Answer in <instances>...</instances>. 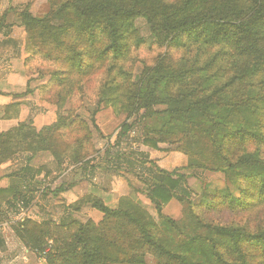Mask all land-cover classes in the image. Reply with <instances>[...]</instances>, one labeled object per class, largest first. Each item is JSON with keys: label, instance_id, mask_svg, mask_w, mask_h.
Returning <instances> with one entry per match:
<instances>
[{"label": "trees", "instance_id": "obj_1", "mask_svg": "<svg viewBox=\"0 0 264 264\" xmlns=\"http://www.w3.org/2000/svg\"><path fill=\"white\" fill-rule=\"evenodd\" d=\"M242 5L249 7L240 9ZM6 14L7 11L0 17V28ZM72 15L78 18L77 23L66 19ZM137 16L155 34L165 35V41L171 36L177 39L186 36L191 43L187 47L189 51L196 46L190 67L185 63L172 69L158 67L135 89L132 102L144 110L145 118L156 116L159 120L153 127L143 126L142 145L157 149L159 144L178 143L180 147L174 150L187 157L186 170L213 166L214 169L208 170L220 171L235 179L236 171L244 172V184L250 188L240 189L238 198L227 195L232 208L264 201V160L260 151L264 144V0H226L223 4L221 0H183L179 7L162 6L155 0H63L42 18L31 15L27 7L18 14L26 33L24 52L38 40L40 46L35 47L38 50L52 48L46 57L56 54L70 60L73 59L68 54L74 51L67 47L66 38L72 28L91 37L94 23H99L110 42L103 57L107 52L117 57L122 56V42L133 33L130 22ZM56 22L62 25H54ZM212 48L216 51L205 59L204 54ZM28 61L24 58L27 71ZM78 74L82 76L86 72ZM36 89L40 100L56 106L57 121L39 131L31 123H20L0 133V164L18 153L34 156L39 152H49L59 166L65 159L82 162L93 150L95 121L91 118V123H87L77 112L64 107L65 101L62 103L63 100L50 96L48 84ZM129 130L130 126L122 124L118 136H124ZM200 138L209 143V157L206 150L197 151ZM250 142L257 149L248 151L246 146ZM180 171L168 173L153 167L144 191L162 225L176 230L179 227L161 212L171 200L182 201L176 192L187 177ZM124 202L131 201L121 199L118 208L109 209L98 199L90 201L92 208L105 219L125 218L132 222L147 246L155 250L159 261L212 264L216 257L219 263L223 251L238 253L246 243L260 245L264 255V234L251 235L233 226H204L197 218H194L196 224L205 229V234L187 238L181 248H176L179 252L168 251L156 242L148 228L154 226L150 215L131 202V208L138 210V215H133L129 209H122ZM14 227L26 248L42 256L47 264H144L143 257L130 249H121L107 241L98 245L90 237L92 226L88 222L55 225L24 219Z\"/></svg>", "mask_w": 264, "mask_h": 264}, {"label": "rangeland", "instance_id": "obj_2", "mask_svg": "<svg viewBox=\"0 0 264 264\" xmlns=\"http://www.w3.org/2000/svg\"><path fill=\"white\" fill-rule=\"evenodd\" d=\"M62 1L23 0L20 9L27 7L31 15L42 18ZM225 1L221 0V4ZM155 2L162 6L179 7L183 0H155ZM248 7L242 5L239 8L248 9ZM66 19L78 22V18L74 15ZM94 24V28L90 31L91 37L89 33L81 35L76 28H72L67 34L66 45L74 51L68 54V57L73 60L63 59L56 54H49L46 57L52 48L41 47L38 50L35 48L40 46L38 40L30 45L29 51L25 52V59H29L28 71L31 80L38 86L48 84L50 96L63 100L62 103L65 101L64 107L77 112L89 124L91 118L96 123L95 116L100 114V123L106 127L108 137L120 135L121 125L127 124L130 130L124 136L130 140L135 137L139 143L143 126L153 127L159 120L156 116L145 118L144 110L138 109L135 101L132 102L135 89L140 86L145 76L158 67L172 69L183 66V63L186 67H190L195 59L196 46L189 51L187 47L191 43L185 39L186 36H179L178 39L171 36L165 41V35L155 34L146 21L137 16L130 22L133 33L122 42V56L115 57L107 52L103 57V51L110 42L104 35L101 25L97 22ZM54 25H62V22H56ZM215 51L214 48L210 49L204 54V58L207 59L208 55ZM82 71L86 74L81 76L78 73ZM177 137L181 138V136ZM124 139L121 145L122 153L136 151L132 150L131 141L126 142L128 139ZM164 145L167 147L165 150L180 147L178 143L171 146ZM207 145L209 143H206L204 138H200L197 151L206 150L209 157L210 150ZM246 147L248 151H254L258 146L250 142ZM260 151L264 160V144L260 147ZM214 168L208 167V169ZM208 169L186 170L185 172L189 173L186 175V183L176 192L182 201L175 199L162 209V215L172 220L179 227L178 230L162 225L154 205H142L140 202L129 200L150 215L154 226L148 228L155 236L156 242H160L168 251L179 252L176 248H181L187 238L205 234V229L199 227L194 218L201 221L204 226H233L242 228L251 235L264 234V201H251L246 207L232 208L227 197L231 195L238 198L240 189L250 188V185L244 184V172L236 171L235 179L223 172ZM131 202H124L122 209H129L133 215H138V210L131 208ZM4 215L0 216V221L7 219ZM86 222L91 224L90 237L94 239L93 241H97L98 245H102L105 241L111 242L112 245H119L121 249H130L132 253L142 256L141 260L144 264H167L165 260L159 261L156 258L155 250L147 246L143 236L137 232L136 226L127 219H105L103 214L98 212ZM68 236L69 233L67 240H69ZM103 253L109 256L108 252ZM120 258L123 259V256ZM212 264H264V255L260 245L246 243L238 253L223 251L219 263L216 257H213Z\"/></svg>", "mask_w": 264, "mask_h": 264}, {"label": "crops", "instance_id": "obj_3", "mask_svg": "<svg viewBox=\"0 0 264 264\" xmlns=\"http://www.w3.org/2000/svg\"><path fill=\"white\" fill-rule=\"evenodd\" d=\"M22 2L0 0V17L7 11L0 28V133L20 123H31L39 131L58 117L55 106L40 100L38 84L32 82L24 66L26 33L18 17ZM99 116H95L97 129H92L93 150L82 162L65 159L59 166L49 152H39L34 156L18 153L0 164V216L7 217L0 221V264L46 263L16 234L14 225L24 219L55 225L85 223L98 214L91 199L100 200L109 209L118 208L125 198L153 206L144 194L153 167L189 174L184 154L165 150L164 144L157 149L145 147L143 137L139 143L135 137H108ZM124 138L136 151L122 153ZM26 200L30 202L26 204Z\"/></svg>", "mask_w": 264, "mask_h": 264}, {"label": "built area", "instance_id": "obj_4", "mask_svg": "<svg viewBox=\"0 0 264 264\" xmlns=\"http://www.w3.org/2000/svg\"><path fill=\"white\" fill-rule=\"evenodd\" d=\"M40 258L44 259L42 256H40Z\"/></svg>", "mask_w": 264, "mask_h": 264}]
</instances>
